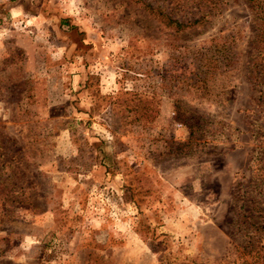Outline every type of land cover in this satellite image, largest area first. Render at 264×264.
I'll return each instance as SVG.
<instances>
[{"label":"rangeland","instance_id":"rangeland-1","mask_svg":"<svg viewBox=\"0 0 264 264\" xmlns=\"http://www.w3.org/2000/svg\"><path fill=\"white\" fill-rule=\"evenodd\" d=\"M251 5L0 0V264H242L264 204Z\"/></svg>","mask_w":264,"mask_h":264},{"label":"trees","instance_id":"trees-1","mask_svg":"<svg viewBox=\"0 0 264 264\" xmlns=\"http://www.w3.org/2000/svg\"><path fill=\"white\" fill-rule=\"evenodd\" d=\"M263 0H248V2L252 3L251 9L254 10V8H258L260 6V3ZM256 5V7H254ZM197 21L194 22H187V23H180L175 20L168 19L167 25H171L174 30L179 31L182 29H188L193 24H196ZM236 89V87H235ZM191 128L192 126H188ZM192 135V132H190L189 137ZM262 151V148H259V152ZM264 155V152L263 154ZM262 163H264V159L261 160ZM259 173L257 177L255 178L254 188L257 191L258 186L264 187V167L259 168ZM253 182L250 181L249 185H251ZM258 183H260L258 185ZM247 188V186H246ZM261 198L262 192L258 191L255 198ZM264 200V199H263ZM242 209V208H241ZM247 214V221L250 226H239V230L245 234H243V242L241 244H237V248L241 250V258H242V264H264V204L261 205H253L250 209L248 208L247 211H245ZM251 215V216H250ZM257 221V223H256Z\"/></svg>","mask_w":264,"mask_h":264}]
</instances>
